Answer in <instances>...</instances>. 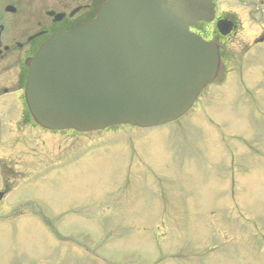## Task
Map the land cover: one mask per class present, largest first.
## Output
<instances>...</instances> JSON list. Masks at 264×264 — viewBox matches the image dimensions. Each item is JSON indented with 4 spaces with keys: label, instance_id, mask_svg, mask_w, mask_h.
Returning <instances> with one entry per match:
<instances>
[{
    "label": "rangeland",
    "instance_id": "rangeland-1",
    "mask_svg": "<svg viewBox=\"0 0 264 264\" xmlns=\"http://www.w3.org/2000/svg\"><path fill=\"white\" fill-rule=\"evenodd\" d=\"M217 4L241 31L220 41L231 60L178 121L50 134L18 126L16 109L0 158L33 168L18 210L32 219L17 231L0 213V264H264V43L245 54L264 14Z\"/></svg>",
    "mask_w": 264,
    "mask_h": 264
},
{
    "label": "water",
    "instance_id": "water-1",
    "mask_svg": "<svg viewBox=\"0 0 264 264\" xmlns=\"http://www.w3.org/2000/svg\"><path fill=\"white\" fill-rule=\"evenodd\" d=\"M212 17L210 0H108L93 21L52 36L30 60L32 118L80 132L179 118L218 70L217 47L188 32Z\"/></svg>",
    "mask_w": 264,
    "mask_h": 264
},
{
    "label": "flooded vegetation",
    "instance_id": "flooded-vegetation-1",
    "mask_svg": "<svg viewBox=\"0 0 264 264\" xmlns=\"http://www.w3.org/2000/svg\"><path fill=\"white\" fill-rule=\"evenodd\" d=\"M95 3L96 0H0V98L15 92L20 96L26 62L34 48L49 36L88 20ZM80 12L84 14L76 18ZM50 13L64 16L56 22ZM232 21L237 29L238 23ZM16 173L13 167L0 168L3 194Z\"/></svg>",
    "mask_w": 264,
    "mask_h": 264
}]
</instances>
